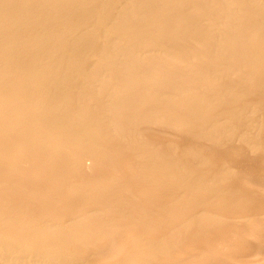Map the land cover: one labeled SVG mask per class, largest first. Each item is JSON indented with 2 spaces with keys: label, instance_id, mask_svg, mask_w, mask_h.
I'll return each instance as SVG.
<instances>
[{
  "label": "bare ground",
  "instance_id": "6f19581e",
  "mask_svg": "<svg viewBox=\"0 0 264 264\" xmlns=\"http://www.w3.org/2000/svg\"><path fill=\"white\" fill-rule=\"evenodd\" d=\"M0 264H264V0H0Z\"/></svg>",
  "mask_w": 264,
  "mask_h": 264
}]
</instances>
